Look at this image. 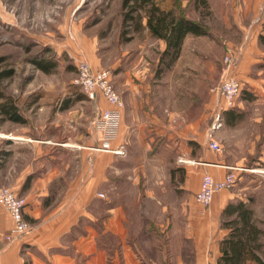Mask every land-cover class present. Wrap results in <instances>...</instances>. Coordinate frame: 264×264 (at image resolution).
Segmentation results:
<instances>
[{
    "label": "rangeland",
    "instance_id": "1",
    "mask_svg": "<svg viewBox=\"0 0 264 264\" xmlns=\"http://www.w3.org/2000/svg\"><path fill=\"white\" fill-rule=\"evenodd\" d=\"M122 1L0 0V91L12 98L25 120L20 124L0 116V154H8L6 166L13 168L14 175L27 163V134L41 133L54 148L90 140L93 151H99L100 134L93 120L109 105L100 95L88 100L75 84V64L84 62L93 71H110L121 98L130 85H136L138 99L155 104L163 117L175 114L176 128L183 125L184 114L191 121L187 149L163 158L140 149L161 146L162 140L149 133L141 140L122 138L127 145L123 155L112 154L118 165L113 178L129 177L133 174L129 166L140 162L161 165L154 171L149 167L134 172L140 175L163 176L170 167L178 171L189 167L195 173L206 168L204 162L191 164L203 157L200 147H204L213 163L205 162L219 161L226 174L235 175L234 184L223 192L236 200L253 198V208L264 224V46L255 41L263 30L264 9L239 10L238 0H206V9L201 4L195 7L192 0H171L188 18L200 22L207 35L188 41L166 69L159 64L164 47L148 31L121 34ZM166 2L160 1V6ZM226 55L231 56L230 63L224 61ZM33 60L50 62L51 72L39 70ZM225 75L235 77L242 90L233 107L221 112L222 126L212 131L216 105L223 99L211 90ZM67 103L69 107L62 109ZM228 110L234 114L232 123L226 120ZM210 136L219 143V152L207 148ZM203 142L206 146L200 145ZM73 160L75 155L68 159ZM172 193L168 190L164 196Z\"/></svg>",
    "mask_w": 264,
    "mask_h": 264
},
{
    "label": "crops",
    "instance_id": "2",
    "mask_svg": "<svg viewBox=\"0 0 264 264\" xmlns=\"http://www.w3.org/2000/svg\"><path fill=\"white\" fill-rule=\"evenodd\" d=\"M172 4L167 0L161 7L168 10ZM236 6L263 10L264 0H238ZM199 37L187 35L181 54L188 41ZM139 90L130 85L122 95L120 133L113 145H124L122 138L141 140L151 135L162 140L161 146L140 149L152 157L186 150L191 140L189 118L184 114L183 125L176 128L175 114L163 117L155 104L137 98ZM47 140L41 133L27 134V163L14 175L13 168L6 166L8 154H0V184L25 201L23 216L31 226L5 243L13 222L0 207V264H217L219 243L228 233L220 227V215L234 198L221 191L206 209L195 202L202 172L218 179L226 175L219 161L213 165L204 154V147H200L203 157L191 164L204 162L206 168L195 173L189 167L179 171L170 167L163 176L150 177L134 172L149 167L154 171L161 165L140 162L129 166L133 174L118 179L112 177L118 166L112 154L93 151L90 140L61 148ZM72 155L76 160L70 163ZM168 190L174 193L166 197Z\"/></svg>",
    "mask_w": 264,
    "mask_h": 264
},
{
    "label": "trees",
    "instance_id": "3",
    "mask_svg": "<svg viewBox=\"0 0 264 264\" xmlns=\"http://www.w3.org/2000/svg\"><path fill=\"white\" fill-rule=\"evenodd\" d=\"M162 0H123L121 34L148 31L155 40L163 41L164 49L159 55V64L169 69L179 58L183 40L187 35L205 36V27L188 18L177 7L176 3L164 10L160 6ZM206 9V0H192ZM263 30L258 34V43L264 46V10ZM35 66L44 73L51 72L53 65L42 60H33ZM0 116L15 123L24 124L25 120L18 113L16 105L0 91ZM66 103V102H65ZM69 104L62 106V109ZM227 123L231 122L232 110L225 112ZM220 215V227L228 231L219 243L220 256L217 264H264V228L253 208V198L246 201L233 199L224 207Z\"/></svg>",
    "mask_w": 264,
    "mask_h": 264
},
{
    "label": "built area",
    "instance_id": "4",
    "mask_svg": "<svg viewBox=\"0 0 264 264\" xmlns=\"http://www.w3.org/2000/svg\"><path fill=\"white\" fill-rule=\"evenodd\" d=\"M230 60L231 56L226 55L224 61L230 63ZM75 67L77 71L75 84L80 87L87 99L93 101L100 95L109 105V108L100 111L93 120V126L100 134L96 148L114 155H123L125 151L124 145L114 146L113 144L120 133L121 115L125 103L112 85L111 72L108 70L93 71L84 62H77ZM241 90L240 82L230 75H225L222 82L211 90V92L220 95L223 99V102L220 101L216 105L217 113L215 115V122L211 126L212 131L222 126L221 112L233 107L235 99L241 94ZM207 147L214 153L220 150L219 143L212 136L207 139ZM235 181L234 173H228L221 179L204 174L201 178L199 189L194 194L195 202L200 207L206 209L212 202L215 194L229 189ZM24 206L25 201L22 198L16 196L9 188L0 186V207L13 222L12 229L3 238L7 244L27 233L31 227L24 219Z\"/></svg>",
    "mask_w": 264,
    "mask_h": 264
}]
</instances>
